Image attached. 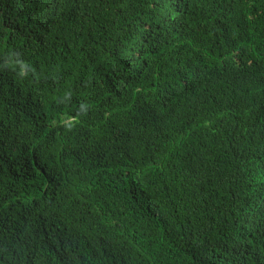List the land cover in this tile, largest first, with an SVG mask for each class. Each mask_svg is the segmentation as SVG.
<instances>
[{"label":"trees","instance_id":"16d2710c","mask_svg":"<svg viewBox=\"0 0 264 264\" xmlns=\"http://www.w3.org/2000/svg\"><path fill=\"white\" fill-rule=\"evenodd\" d=\"M0 264H264V0H0Z\"/></svg>","mask_w":264,"mask_h":264}]
</instances>
